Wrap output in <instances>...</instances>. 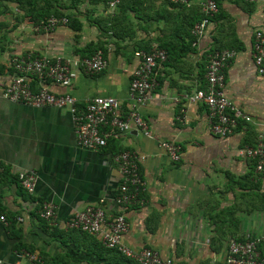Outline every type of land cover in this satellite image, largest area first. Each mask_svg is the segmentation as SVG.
I'll list each match as a JSON object with an SVG mask.
<instances>
[{
	"label": "crops",
	"instance_id": "obj_1",
	"mask_svg": "<svg viewBox=\"0 0 264 264\" xmlns=\"http://www.w3.org/2000/svg\"><path fill=\"white\" fill-rule=\"evenodd\" d=\"M205 1L120 0L110 12L104 0H0V84L14 77L16 58H82L100 50L107 59L101 72L76 68L68 85L47 84L56 94L75 96L80 108L94 96L115 97L124 116L138 52L166 53L153 69L151 99L138 107L148 135L131 127L99 149L76 143L67 107L0 98V213L8 221H0V264H24L22 250L35 252L44 264H139L105 247L99 234L64 228L87 204L123 212L124 245L156 250L175 264H218L230 238H264V174L239 152L259 133L264 140V73L258 74L252 56L255 32L264 35V0H214L218 9L195 42L189 30ZM44 2L48 7H41ZM48 9L67 23L44 29L48 17L41 16ZM221 49L234 51L224 68V93L250 117L226 136L212 133L205 104L188 98L206 88L207 59ZM32 86L39 88L36 80ZM159 141L177 144L179 160L172 161ZM122 150L141 157V206L115 202L121 175L112 157ZM20 170L35 171L32 192L20 186ZM43 201L55 206V224L40 217Z\"/></svg>",
	"mask_w": 264,
	"mask_h": 264
},
{
	"label": "built area",
	"instance_id": "obj_2",
	"mask_svg": "<svg viewBox=\"0 0 264 264\" xmlns=\"http://www.w3.org/2000/svg\"><path fill=\"white\" fill-rule=\"evenodd\" d=\"M107 9L113 12L120 0H104ZM176 3L188 4L189 0H172ZM217 4L213 0H206L202 4L204 17L194 23L191 35L195 42L205 31L210 18L217 11ZM66 17L50 16L41 23L44 29L52 30L59 24L67 23ZM194 42V43H195ZM139 62L132 72L128 87V97L131 101L126 115L121 114L120 102L112 96H94L87 100L80 108L75 96L69 93L56 94L49 89L47 82L61 86L68 85L76 76V68L85 73H99L107 66V59L100 50L89 57L69 58L62 55L20 57L13 61L15 75L5 84H0V98L14 102H22L34 107L54 106L67 107L70 111L76 143L86 149H99L107 144L110 136L121 131L136 128L148 135L147 124L142 118L138 107L152 97L154 80L153 69L158 62L166 59L163 50L155 49L151 52H138ZM234 56L232 49H221L212 52L206 64V88L198 90L188 96L192 101H201L209 112V129L212 133L226 136L233 132L239 119L249 120L234 107L224 93V68ZM253 62L258 74L264 73V35L255 32L253 42ZM32 80H36L39 88L35 90ZM172 161L180 158V147L169 141H159ZM242 155L253 159L256 173L264 174V140L258 134L254 145H246L239 151ZM140 156L128 150H122L113 155L112 160L117 164L121 175L115 202L119 207L129 205H143L145 180L139 172ZM5 171L0 159V178ZM36 173L33 170H20L17 179L20 186L27 192H32L36 183ZM55 206L43 201L39 215L49 224H55ZM0 221L7 223L3 213ZM64 228L76 229L89 234H99L102 243L107 248H116L127 257L134 258L139 264H175L170 257H162L156 250L143 248L134 251L124 245L122 236L127 230V222L123 212L108 214L100 204H87L73 211L64 223ZM264 238L246 234L243 240L232 237L227 243V254L223 262L218 264H264V252L261 245ZM24 264H44L42 259L32 251L22 250Z\"/></svg>",
	"mask_w": 264,
	"mask_h": 264
},
{
	"label": "trees",
	"instance_id": "obj_3",
	"mask_svg": "<svg viewBox=\"0 0 264 264\" xmlns=\"http://www.w3.org/2000/svg\"><path fill=\"white\" fill-rule=\"evenodd\" d=\"M172 3H175V4H177V5H181V6H184L185 4L184 3H176V2H173L172 0H170ZM214 1V0H213ZM215 2V1H214ZM216 3V2H215ZM217 4V3H216ZM41 7L42 8H45V7H48V3H46V2H44L43 4H41ZM217 8H218V6H217ZM48 12L47 13H45L43 16H41L42 18H46V17H49L50 15H56V16H62V15H60L61 13H57V14H52V12H51V10L50 9H48L47 10ZM203 12V11H202ZM204 17V12L202 13V17H201V19ZM212 18V17H211ZM210 18V19H211ZM200 19V20H201ZM200 20H198V21H200ZM198 21H196V22H198ZM196 22H194V23H196ZM194 23L192 24V26L194 25ZM192 26L190 27V30H189V32L191 31V28H192ZM190 34H191V32H190ZM192 36V35H191ZM192 38L195 40V38L192 36Z\"/></svg>",
	"mask_w": 264,
	"mask_h": 264
}]
</instances>
